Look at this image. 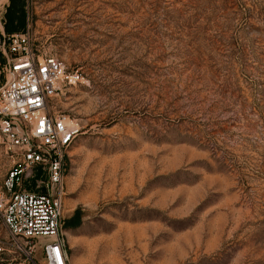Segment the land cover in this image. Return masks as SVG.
<instances>
[{
	"label": "rangeland",
	"instance_id": "obj_1",
	"mask_svg": "<svg viewBox=\"0 0 264 264\" xmlns=\"http://www.w3.org/2000/svg\"><path fill=\"white\" fill-rule=\"evenodd\" d=\"M0 28L82 76L69 264H264V0H0Z\"/></svg>",
	"mask_w": 264,
	"mask_h": 264
},
{
	"label": "built area",
	"instance_id": "obj_2",
	"mask_svg": "<svg viewBox=\"0 0 264 264\" xmlns=\"http://www.w3.org/2000/svg\"><path fill=\"white\" fill-rule=\"evenodd\" d=\"M81 83L78 71L33 49L27 33L0 28V264H69L64 178L83 128L52 109Z\"/></svg>",
	"mask_w": 264,
	"mask_h": 264
},
{
	"label": "trees",
	"instance_id": "obj_3",
	"mask_svg": "<svg viewBox=\"0 0 264 264\" xmlns=\"http://www.w3.org/2000/svg\"><path fill=\"white\" fill-rule=\"evenodd\" d=\"M8 12H10V8H8V11H7V13H8ZM6 16H7V15H6ZM8 17H9V15H8ZM20 25H21V21H20ZM10 33H11V31H10V30H7V31H6V34H8V35H11Z\"/></svg>",
	"mask_w": 264,
	"mask_h": 264
}]
</instances>
